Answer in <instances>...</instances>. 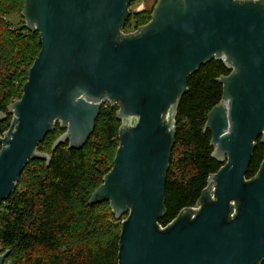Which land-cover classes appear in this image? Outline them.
Returning <instances> with one entry per match:
<instances>
[{
  "label": "water",
  "instance_id": "95a60500",
  "mask_svg": "<svg viewBox=\"0 0 264 264\" xmlns=\"http://www.w3.org/2000/svg\"><path fill=\"white\" fill-rule=\"evenodd\" d=\"M133 1L25 0L42 47L0 134V203L30 159L51 161L38 146L56 122L66 130L53 149L81 148L109 101L119 106L120 144L89 203L110 201L122 220L119 264H259L264 160L255 177L246 173L256 140L264 144V0H158L149 23L124 32ZM213 57L231 70L205 124L224 164L199 208L161 226L179 102L189 74ZM10 251L0 245V264Z\"/></svg>",
  "mask_w": 264,
  "mask_h": 264
},
{
  "label": "trees",
  "instance_id": "16d2710c",
  "mask_svg": "<svg viewBox=\"0 0 264 264\" xmlns=\"http://www.w3.org/2000/svg\"><path fill=\"white\" fill-rule=\"evenodd\" d=\"M24 2L0 0V115H7L0 121V134L10 126L8 106L22 96L30 67L42 47L39 31L29 30L25 20L20 25L9 20L12 14L22 13ZM153 10L133 25L132 17L138 12L131 10L122 31H135L149 23ZM230 72L223 60L213 57L187 78V91L177 109L161 225L198 205L210 175L224 164L212 155V133L205 130V124L208 113L223 98L218 78ZM118 110V105L105 102L81 148L65 142L53 149L66 130L60 122L39 144L38 149L48 152L51 161L30 159L13 192L0 203V245L3 251L11 250L4 264H119L122 220L110 201L89 203L114 164L122 124ZM263 160L264 144L258 138L247 179L258 174ZM31 165L39 170L30 171Z\"/></svg>",
  "mask_w": 264,
  "mask_h": 264
},
{
  "label": "rangeland",
  "instance_id": "374dc122",
  "mask_svg": "<svg viewBox=\"0 0 264 264\" xmlns=\"http://www.w3.org/2000/svg\"><path fill=\"white\" fill-rule=\"evenodd\" d=\"M157 1L158 0H134L130 7L133 12H138V13L134 15V17H132L131 25L135 24V21L141 18L142 16L147 15L149 12H151L155 7V5L157 4ZM9 20L14 25H20L25 20V18L22 15V13L21 14L14 13L11 16H9ZM130 28H133V26H131ZM38 170L39 169L37 167L31 165L30 171H38Z\"/></svg>",
  "mask_w": 264,
  "mask_h": 264
},
{
  "label": "built area",
  "instance_id": "2783aa9c",
  "mask_svg": "<svg viewBox=\"0 0 264 264\" xmlns=\"http://www.w3.org/2000/svg\"><path fill=\"white\" fill-rule=\"evenodd\" d=\"M194 207L199 208V205H196V206H194ZM161 226H167V225H161Z\"/></svg>",
  "mask_w": 264,
  "mask_h": 264
}]
</instances>
